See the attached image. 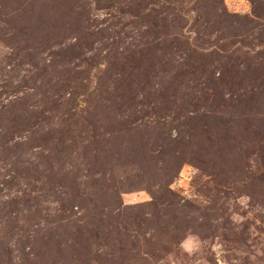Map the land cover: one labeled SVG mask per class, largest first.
Listing matches in <instances>:
<instances>
[{
    "label": "rangeland",
    "instance_id": "1",
    "mask_svg": "<svg viewBox=\"0 0 264 264\" xmlns=\"http://www.w3.org/2000/svg\"><path fill=\"white\" fill-rule=\"evenodd\" d=\"M0 264H264V0H0Z\"/></svg>",
    "mask_w": 264,
    "mask_h": 264
}]
</instances>
